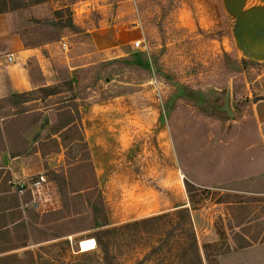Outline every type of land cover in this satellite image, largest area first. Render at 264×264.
<instances>
[{"label":"rangeland","instance_id":"1","mask_svg":"<svg viewBox=\"0 0 264 264\" xmlns=\"http://www.w3.org/2000/svg\"><path fill=\"white\" fill-rule=\"evenodd\" d=\"M3 1L25 46L66 42L78 67L56 59L46 98L0 97V264H104L96 242L78 245L99 230L89 206L53 221L51 171L101 195L112 264H221L230 246L264 242V0H210L217 17L204 0ZM226 54L258 64L230 73ZM227 91L233 117L218 110ZM71 117L76 129L54 131Z\"/></svg>","mask_w":264,"mask_h":264},{"label":"crops","instance_id":"2","mask_svg":"<svg viewBox=\"0 0 264 264\" xmlns=\"http://www.w3.org/2000/svg\"><path fill=\"white\" fill-rule=\"evenodd\" d=\"M204 1L205 7L212 11L213 17H217L220 12L219 7L210 0ZM10 15L9 12L0 14V97L7 95L9 91L23 93L54 84L52 64L56 59L61 60L64 58V64L71 61V70L78 67L75 65V59L77 58H68V55L63 52L67 50L66 42H50L39 47L25 46L20 33L12 27ZM213 17L211 16L210 24L215 22L212 21ZM9 55L12 56L11 61L8 60ZM32 66H34V70L31 69ZM66 129L67 127L63 130ZM18 157L16 156L13 159H16L19 167L16 165L10 166L13 160L8 161L7 167H12L13 172L24 169L22 163L17 160ZM260 247H264V242L253 243L240 248L230 246V252L224 254L220 263L223 264L224 259L228 262L227 264H264V255L261 251H256ZM252 251L257 252V254L253 256ZM246 253H249L252 257L242 263L235 261L236 256L238 258Z\"/></svg>","mask_w":264,"mask_h":264},{"label":"trees","instance_id":"3","mask_svg":"<svg viewBox=\"0 0 264 264\" xmlns=\"http://www.w3.org/2000/svg\"><path fill=\"white\" fill-rule=\"evenodd\" d=\"M36 2H41L44 0H35ZM17 8V6H16ZM11 7H8V4L6 1H3L0 5V14L2 13H6L8 11H10ZM57 14L61 15L62 11L61 10H57L56 11ZM67 23L69 26L74 27L71 21V17L68 18ZM139 56H142L141 53L138 54ZM226 58V65L228 66L229 72L230 73H239L241 71V68L247 66L248 64H258L253 60H245V59H234L229 55H225ZM142 65H144V63H141ZM145 65H148L147 63H145ZM41 92L43 94V98L48 97L49 95H53L56 94V88L55 87H50V86H45V87H39L35 90H31L28 92H23V93H15L12 95H15L16 98L17 97H24L27 95H30L34 92ZM186 95L189 97L194 96V93L191 90H188L186 92ZM262 99V98H259ZM257 101V100H256ZM25 110H23L24 112ZM18 114H22V112H19ZM76 118H68L66 119L62 124L60 129H57L54 131L55 132H59L62 131L64 128L67 127V129L65 130L68 131L71 128H77V123H76ZM22 118H20V120L16 119V123H21ZM26 131V128H21V130H16V149H12L10 148L9 152L11 155L13 156H19L20 154L23 153V150L25 147L29 146V142L24 138L23 134ZM19 133V134H18ZM7 134V132H6ZM8 137V136H7ZM62 141L64 143L65 138H63V134H62ZM75 140V138L73 139ZM79 140H81V138H79ZM2 143V142H1ZM1 173V171H0ZM52 176L50 177V180H52L58 189V193L60 196V201H61V208L55 212H53V215L55 217H53V221L57 220V219H61L63 218L64 214H77V210H75V208H71V204H75L76 200L81 201V206L84 208H86L87 206H89L90 211L92 212V228L95 229H99L98 232H96L95 236H94V240L96 242V245L99 247L100 252H101V259L102 262L104 264H112V258H111V254H110V250H109V245L107 242H105L103 240V236L106 235L107 233H109V229L107 228H103L106 227L108 225V218L105 212V206L102 200L101 195H98V198L94 201L91 202L89 198H86L87 195L93 193L91 191H93V187H85V188H81V189H68V180L66 178V176L63 175V173H59V172H55V171H51ZM84 190V192H83ZM1 192V191H0ZM85 198V199H84ZM74 207V206H73ZM6 208H2V210H4ZM179 212H181L183 214V216L185 218H189V211L187 208H178ZM250 245L248 242L239 245V247H245Z\"/></svg>","mask_w":264,"mask_h":264},{"label":"built area","instance_id":"4","mask_svg":"<svg viewBox=\"0 0 264 264\" xmlns=\"http://www.w3.org/2000/svg\"><path fill=\"white\" fill-rule=\"evenodd\" d=\"M134 45L136 47H138L139 46V41H136L134 43ZM8 60H10V61L12 60V56L11 55L8 56ZM43 182H44L43 176H39V178H37V179H35V180H33V181L30 182L29 187L31 189L32 188H35V190H38L39 187L42 185ZM13 185H14V190H15V192L18 195H22L24 193V191L26 189V185L25 184H23V183L21 184L19 182H13Z\"/></svg>","mask_w":264,"mask_h":264},{"label":"water","instance_id":"5","mask_svg":"<svg viewBox=\"0 0 264 264\" xmlns=\"http://www.w3.org/2000/svg\"><path fill=\"white\" fill-rule=\"evenodd\" d=\"M218 110L225 113L229 117H233V113L229 107V92L227 91L224 96L223 104L218 107ZM48 123V118H44L42 123L39 125V131L42 130L45 125ZM40 135V132H36L32 137V140L35 141L37 137Z\"/></svg>","mask_w":264,"mask_h":264},{"label":"bare ground","instance_id":"6","mask_svg":"<svg viewBox=\"0 0 264 264\" xmlns=\"http://www.w3.org/2000/svg\"><path fill=\"white\" fill-rule=\"evenodd\" d=\"M80 251L85 252L93 249L95 245V240L93 238H84L78 242Z\"/></svg>","mask_w":264,"mask_h":264}]
</instances>
